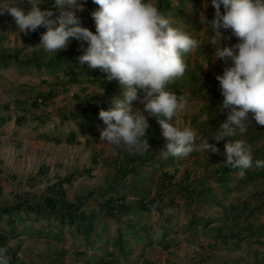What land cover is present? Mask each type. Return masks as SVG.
Here are the masks:
<instances>
[{
  "label": "rangeland",
  "instance_id": "rangeland-1",
  "mask_svg": "<svg viewBox=\"0 0 264 264\" xmlns=\"http://www.w3.org/2000/svg\"><path fill=\"white\" fill-rule=\"evenodd\" d=\"M27 1L24 5L22 0H0V6L20 7L27 13L32 7L30 3L44 6L48 0ZM204 4L206 0H168L169 8L165 16L172 20L174 26H183L203 43L200 50L189 54V66L197 68L206 81V88L195 90L185 86L177 93L189 94L190 99L187 109L177 113L172 123L180 128L191 127L197 133L198 142L208 137L210 143L221 147V159H226L224 146L232 139L246 141L252 148L253 156L264 155V126L256 125L254 121L242 135L225 137L218 142L211 140L220 128L216 124L227 115L226 112H218L221 102L210 92L217 88V84L220 86L215 76L222 75L225 65L214 58L215 46L209 42L214 37L206 26L200 24V15H206L209 20L214 18L210 0L207 8ZM85 9L77 13L81 26L95 33L90 13L97 10L98 5L87 0ZM0 20L15 21L7 12L0 14ZM45 31L43 27L27 35L19 33L17 28L0 31V54L10 52L19 60L29 58L34 53L40 54L41 59L48 58L52 53L45 52L38 45L40 35ZM224 35L229 36L231 33L224 32ZM236 43L238 38L233 36L231 40L223 41L222 45ZM79 44V41L74 40L68 48H76ZM102 78L106 79L103 72L94 81L85 74H79L76 81L72 82L62 72L50 74L45 68H23L13 63L8 67H0V205L13 202L16 195L38 199L48 185L68 174H74L75 178L70 184L64 183L66 198L80 203L86 211L96 205V200L87 197L94 194L99 199L101 189L112 183L115 165L125 164L127 151L123 147L117 148L100 141V133L95 137L84 131L82 125L73 119L61 123V116L62 113L76 111L79 104L77 96L83 93L81 88H86L85 93L93 104L107 102L108 109L111 108L112 99L99 87ZM51 89L55 92L49 100L38 107L32 106L31 102L37 93ZM143 95L138 89V96L142 99ZM132 106L134 112L144 107L139 100L133 101ZM19 115L27 118L20 126L15 123ZM34 116L41 117L43 121H32ZM2 117L7 120L1 122ZM194 118L197 121H193ZM147 119L150 125L147 131H161L156 118L149 116ZM102 125L95 126V132ZM71 130L76 134V143L64 140ZM54 136L62 140L56 142ZM165 145L166 140L162 144L163 148ZM157 157H160V153ZM215 167L211 153L197 151L181 157L174 166L165 162L163 169L174 176V183L169 188V198L161 202L163 212L159 213L156 207H150L148 212L141 215L127 216L131 220L137 219L139 223L134 226L135 229L139 234L146 233L148 237L130 240L131 251L126 256H118L119 264H264V233L256 230L264 226V177L249 179L258 176L264 169L258 168L253 160L251 170H245L243 176L239 170L233 173L236 174L231 179L233 187L226 188L216 184L212 178H205ZM86 169L90 172L84 173ZM161 169L143 173L144 179L136 186L140 194L143 192L150 198L157 196ZM201 178L212 189L210 193H204L207 199L202 203L200 198L203 199V195L187 196L184 190H178L175 186L183 179L192 184L193 180ZM244 179L249 180L244 182ZM122 192H125L129 202H135L140 197V194L130 190V186ZM170 200L175 203L170 204ZM207 200L211 203L208 204ZM244 201L246 208L240 210ZM236 205L239 207L235 209ZM232 214L236 215L230 218ZM226 216H229L228 219ZM190 221L194 222L192 230L189 229ZM116 225V221L109 223L111 236L115 233ZM249 225L256 230L250 236ZM162 232H166V235L163 236ZM216 232L220 233L217 240L214 239ZM148 239L151 240L149 243ZM66 240L61 243L52 238L23 233L19 237L9 238L8 244L25 264H96V259L104 255L102 248L97 246H85L80 240L72 241L68 235ZM81 250L86 253L82 254Z\"/></svg>",
  "mask_w": 264,
  "mask_h": 264
},
{
  "label": "clouds",
  "instance_id": "clouds-1",
  "mask_svg": "<svg viewBox=\"0 0 264 264\" xmlns=\"http://www.w3.org/2000/svg\"><path fill=\"white\" fill-rule=\"evenodd\" d=\"M98 9L90 13L95 33L81 26L77 13L85 11L87 0H54L51 7L41 8L30 3L27 13L20 7L0 6L7 12L19 33L25 35L43 27L39 46L56 55L66 50L72 40L79 41L80 65L99 69L107 81L116 80L121 94L112 99V107L100 109L99 118L106 125L100 131V141L123 147L129 153L143 155L150 145L147 117L156 118L166 145L159 151L161 158L186 157L193 151L218 153L208 137L197 141L191 127L180 128L172 123L179 112L187 109L190 95L169 90L168 86L187 71L185 56L201 49L202 41L183 26L173 25L158 7L156 0H92ZM214 18L200 15L214 39V58L224 63L222 75H216L222 102L218 112L227 114L211 140L244 134L249 125L264 126V0H210ZM223 5V13L221 6ZM179 7V4L176 5ZM204 7H208V0ZM231 35L225 36L224 32ZM239 42L228 45L232 37ZM85 43L87 47L85 48ZM138 89L144 95L138 96ZM144 105L133 111V101ZM143 113H149L145 116ZM224 167L240 169V175L253 166L252 148L241 139L225 144ZM264 167V161H255ZM7 249L0 248V264H8Z\"/></svg>",
  "mask_w": 264,
  "mask_h": 264
},
{
  "label": "trees",
  "instance_id": "trees-1",
  "mask_svg": "<svg viewBox=\"0 0 264 264\" xmlns=\"http://www.w3.org/2000/svg\"><path fill=\"white\" fill-rule=\"evenodd\" d=\"M90 1L92 2V0ZM158 2L159 10L165 14L166 10L169 8L168 0H159ZM22 3L26 5L28 1L22 0ZM53 3L54 0H48L46 5H41L40 7L47 8ZM16 28L15 21L3 22L0 20V31L7 29L15 30ZM73 41L74 40L71 42ZM82 54L83 52L79 50V46L62 50L57 55L52 53L46 59H41L40 54L34 53L29 58L19 60L15 54L5 52L0 54V67H8L13 63L22 65L23 68H29L31 66L38 70L45 68L50 74L57 75L59 72H62L72 82L76 81L79 74H85L89 79L94 81L102 72L99 69H89L87 64L80 65L78 57ZM185 61L187 64L185 75L170 84L168 88L176 93H180V90L184 89L185 86H191L195 90H200L203 87L206 88V81L202 77V73L197 71V68H191L189 66V55L185 56ZM99 87L104 89L109 99H113L121 94L120 86L116 80L107 81V79L102 78ZM85 90L86 88H81L83 93L77 96L79 104L76 111L69 112L68 114L62 113L61 123L68 119H73L82 125L84 131L97 137L100 133L99 131L105 128V124L99 118V111L101 108L108 110V103L93 104L90 97L86 95ZM54 92L55 91L51 89L45 93H37L35 99L31 102L32 106L38 107L41 103L46 102L54 95ZM210 92L214 93L215 97L222 102L223 96L218 84L217 88ZM226 118L227 115L216 124L217 127H220V123L226 120ZM26 119L25 115H19L15 118V123L20 126ZM33 119L37 122L43 121V119L38 116H34L32 121H34ZM6 120L7 118H1V122H5ZM193 121L197 120L194 118ZM101 124H103V127L95 132V126H100ZM53 139L56 142L62 140L59 136H54ZM145 139H148L150 145L149 151L143 155L129 153L127 151L125 164L115 165L112 183L101 189L98 195L99 199H97L94 194L87 197L96 200V205L92 206L88 211L83 210L80 203L70 201L66 198L64 183L70 184L75 178L74 174H68L64 178L48 185L44 194L38 199L16 195L13 202L0 205V248L7 249L6 255L9 258L8 264H25L23 259L17 257L16 250L8 244L9 238L19 237L20 234L23 233L52 238L61 243L67 242L66 235H68L72 241L80 240L85 246H97L102 248L104 255L96 259V264H119L118 256H126L131 251V247L129 246L130 240L137 237H148L146 233L139 234L135 229L134 226L139 223L137 219L131 220L127 216L130 214H135L136 216L141 215L148 212L150 207H156L159 213L163 212L161 202L164 201L166 197L167 199L169 198L168 194L171 193L169 188L171 184L174 183V176L164 170L163 167L165 166V162L174 166L178 160L181 159V157L177 158L171 156L167 159H163L161 156L157 157L159 151L163 149L162 144L165 141L161 131L148 130ZM64 140L76 143V134L71 130L67 133ZM217 147L220 150L221 147ZM211 158L213 165L216 164V167L213 168L205 178H212L216 184L226 188L233 187L231 179L236 175L233 173L238 170L240 171V169L224 167L223 162L225 160L220 158L219 152L211 153ZM253 160L262 161L264 160V155H255L253 156ZM160 168L162 169L157 182V196L150 198L143 192L140 194V190L136 186L139 181L144 179L143 173L145 171L153 173ZM258 168L264 169V167ZM249 170H251V168H249ZM86 172L88 173L90 170L86 169L84 173ZM187 174L188 173H186L184 177L185 179L187 178ZM259 177H264V171H261L258 176H252L249 179ZM185 179L175 184V186L177 185V189L184 190L186 195H190L191 197H194V195H203V199L200 198V202H204L207 199L204 193L208 194L212 191V189L207 186L206 181H203V178H201L193 180L192 184H189ZM249 179H244L243 181L245 182ZM129 186L131 191L140 194V197L136 199L135 202L127 201L125 192H122ZM169 202L170 204L175 203L173 200ZM206 202L209 204L210 200ZM237 207L239 206H234L235 209ZM245 208L244 201V205L240 210ZM250 213L251 211L249 214ZM235 215L236 214H232L230 218ZM124 217L125 220L123 219ZM228 217L229 216H226L227 219ZM168 218H170V216H168ZM42 221H45V223L43 224ZM111 221L117 222L113 236L110 235L109 228V223ZM193 226L194 222L190 221L189 229L192 230ZM142 228H144V226H142ZM247 228H251L248 236L251 235L252 231L256 230H260L264 233V226H259L256 230H254V226L250 225L247 226ZM146 229L149 230L150 227L147 226ZM215 234L214 239L216 238L215 240H217V238L220 237V233L218 234L216 232ZM162 235H166V232H162ZM222 236L225 237V235ZM150 241L151 240L148 239V243ZM81 253L85 254L86 251L81 250Z\"/></svg>",
  "mask_w": 264,
  "mask_h": 264
}]
</instances>
